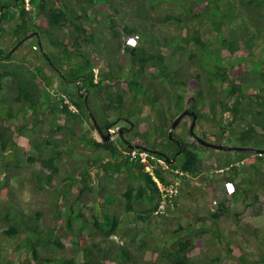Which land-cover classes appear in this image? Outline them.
<instances>
[{
  "label": "trees",
  "instance_id": "trees-1",
  "mask_svg": "<svg viewBox=\"0 0 264 264\" xmlns=\"http://www.w3.org/2000/svg\"><path fill=\"white\" fill-rule=\"evenodd\" d=\"M75 1L81 3L79 12L68 0H27L31 13L25 0H0V42L12 39L11 49L0 46V264H264L259 225L239 224L233 209L240 200L253 206L251 217L261 215L263 152L211 148L219 155L215 168L224 169L221 183L233 184L232 203L214 202V207L196 213L199 229H189L174 222L171 212L189 180L207 168L201 146H184L178 163L166 162L184 176L173 209L153 216L158 194L144 163L128 159L110 141L90 133L104 135L105 127L134 115L138 125L147 103L155 120L136 143L161 150L167 159L176 149L167 129L182 109L221 119L217 134L211 132L209 138L216 135L233 140L234 146L264 150V0ZM123 4L136 9L143 21L129 15L117 30ZM85 6L92 17L96 9L108 11L111 38L104 42L105 54L96 52L97 30L84 27L89 19ZM148 7L155 9L154 16L148 15ZM31 14L38 18L32 20ZM154 26L156 38L145 44L142 37ZM33 31L46 42L47 50L37 36L39 61L13 58L12 48ZM130 35L137 36L133 47L121 40ZM170 47L178 53L173 66L163 54ZM56 82L62 84L59 94H49L47 88ZM70 83L74 90L67 91ZM142 86L146 91L138 93ZM59 115L62 123L41 135L36 127ZM86 120L88 128L82 130ZM150 133L156 138L147 139ZM19 136L27 138V149L17 144ZM171 138L179 136L171 133ZM75 152L77 159L72 157ZM28 166L32 168L26 175L21 173ZM93 169L95 181L90 177ZM156 175L166 183L160 171ZM206 179L210 185L212 179ZM24 192L33 198L44 195L35 199L32 213L16 199ZM224 218L233 226L226 231ZM236 234L244 243L251 237L257 250L246 251ZM196 242L204 249L195 251Z\"/></svg>",
  "mask_w": 264,
  "mask_h": 264
},
{
  "label": "rangeland",
  "instance_id": "rangeland-1",
  "mask_svg": "<svg viewBox=\"0 0 264 264\" xmlns=\"http://www.w3.org/2000/svg\"><path fill=\"white\" fill-rule=\"evenodd\" d=\"M70 2H72V4L68 3L69 5H72V8L75 10V11H81V7H80V4L81 3H77L75 0H68ZM109 5V3H107ZM107 5V6H108ZM106 6V7H107ZM30 9L31 13H32V8L28 5V4H25V9ZM86 10H85V13L87 14V16L89 17V19H85L84 21V27L89 30L91 29L92 27L95 28L97 30L96 32V35H95V38H96V52L100 55H102L104 53L103 51V48L105 46L107 40H109L111 38L110 34H109V31L107 30V25H108V20H107V17L105 15V13H107L108 11L107 10H101V9H96V13H95V16H90V8L89 7H86ZM77 12V13H78ZM120 12H124V16H121L120 18L119 17V14H117V19H118V25L116 26V29L117 30H120V27H121V24L123 23V20L125 21L126 20V17L127 16H133V17H130V18H134V20L137 21L136 17L139 18V12L136 10V9H132L127 7V4H123L121 7H120ZM155 14V9L153 7H148V15L149 16H154ZM32 15V20L35 19L37 16H35L34 14H31ZM123 17V18H122ZM38 18V17H37ZM130 19V20H132ZM140 19V18H139ZM151 19V18H149ZM87 20V21H86ZM141 20V19H140ZM143 21V20H141ZM35 34H31L29 37L25 38L21 43H18L16 44V46L14 48H12L11 50V55L13 56V58H20V56H24V58H26V60H30L31 62L33 63H37L39 61V58H35V55L37 53L36 49L34 46H37V40L39 41V39H37V36L41 39V43H42V46L44 48H46L45 46V41H43V39L41 38L42 37V34L40 33H36V31H33ZM147 35H144L142 37V40L144 41L145 44L148 43V40L151 39V38H156V26H154L150 31L146 32ZM4 38L6 37L5 33H4ZM125 37H122V43L124 41ZM6 43H2L0 42V46H5V49L6 51L11 49L10 48V45H11V42H12V39H7L6 38ZM10 43V44H8ZM38 47V46H37ZM95 49V48H94ZM47 50V48H46ZM88 51H89V54L92 55V52H91V49L88 48ZM91 52V53H90ZM105 54V53H104ZM166 57V63L170 66H173L175 65V62H176V59H177V54L175 51L173 52V48L170 47V49H164V53H163ZM119 56V61L120 63H125V58L120 56V54L118 55ZM113 58V57H112ZM118 61V63H119ZM30 62V63H31ZM98 62V61H97ZM96 72V69H93V73ZM147 82L149 83V85L151 84V81L150 79L148 80L147 79ZM153 84H155V87H156V82H153ZM62 84H59V83H54L52 85V87L50 88H47L49 90V94H57L59 92V90L62 88L61 86ZM146 88L145 86H142V89L140 92L138 93H142L144 91H146ZM74 90V87L73 85L70 83L67 87V91L68 90ZM59 94V93H58ZM67 101V99H66ZM198 103L200 102V100H197ZM201 103V102H200ZM144 106L141 108L143 110V115H139L140 117V120H139V123L140 125H133V131L135 129H138V131H143L144 129H147V127L149 126V124L155 120L154 118V113H152L150 110H149V106L147 105V103L143 104ZM199 105V104H198ZM200 106V105H199ZM154 110H156V101L154 103V106H153ZM199 111H202V106H201V109ZM28 116H30V113L29 114H26V118H28ZM135 115L132 116L130 118V121L134 122L136 121L135 120ZM24 120H22L23 122ZM188 121V118L187 117H183L182 119V123L183 122H186ZM12 123H14L12 121ZM62 123V116L59 115L57 116L55 119H49L47 121H45L41 126H37V130H40V134L42 135L46 129L48 127H54L56 126V124H60ZM217 123H221V119L220 118H217V119H213L211 118L210 116V113H206V112H203L202 115L198 116L197 119H196V122H195V125H194V130L195 132H202L201 134L204 135L205 137H208V138H203L205 139V141H209V142H212V143H217V142H222V143H225V145L229 146V147H232L235 145V142L233 140H230L228 142L227 139L223 138L222 140L220 139L221 137L219 136H212L211 138H209L210 136V133L213 132L212 134H214L217 129H215V127H217ZM121 124L122 125H125V123H123L122 121H117L115 122V124H113L111 127H110V130H113L114 132L116 131V128L117 126H119ZM88 122L87 120L85 122H83V125H82V130L83 129H87L88 128ZM182 126V125H181ZM180 126H178L177 128H174V132L175 133H178L182 136V138H185L187 139L183 134V132L181 133L180 132ZM114 132H111L114 134ZM132 132V131H131ZM92 134V136L95 138V139H99V137L95 134V132H90ZM89 133V135H90ZM45 134V133H44ZM111 134V135H113ZM150 137L152 136V139L156 138V134H152L150 133ZM217 134V133H215ZM134 136H131L130 138H132ZM129 138V137H128ZM151 139V138H150ZM17 144L19 145V147L22 149V150H25L27 149V138L24 137V136H19L17 138ZM224 146V145H223ZM202 148V151H203V154H204V157H203V166L204 167H207L205 171L202 172V174H200L197 178H194V179H190L189 180V183L186 184L185 188L182 189L180 195H179V198H178V204H177V208L176 210L172 211L171 212V215H172V220L174 222H179L181 223L183 226H187L189 229H199L198 227V223L196 222L195 218H196V213L199 214V213H202L204 212V210H207V209H210L212 207H214L215 204L212 203V201L216 202L217 201H220L223 199V202L226 206H229L231 205V198L230 197H226L222 191V183L220 181V174L217 173L215 170V166H214V163H215V158L217 156H219L218 154H215V151L211 150L210 147H203L201 146ZM86 152H92L94 154H97V150H86ZM232 153V151H230ZM77 155H79V152L78 153H72V157H75V159H77ZM232 155V154H231ZM66 159L65 157H62V159ZM248 159V158H247ZM68 163V161L66 160V164ZM65 164V165H66ZM34 167H38V163H36L34 165ZM32 167L28 166V168H24L21 170V173L25 172L24 175H26V172ZM94 169L90 172V177L92 178L93 181L94 180ZM206 177H210L212 179V181L210 182V185L208 184L207 185V182L208 180L206 179ZM107 179V178H106ZM112 182L110 183H113L114 180L110 179ZM202 180H206L204 181L203 183L201 182ZM121 181V180H119ZM188 182V181H187ZM59 185V184H58ZM112 186L114 187V184H112ZM121 188H122V183L121 185H119ZM10 187H13L12 185H10ZM118 187V186H117ZM120 188V189H121ZM115 190L113 189V192ZM218 192H221V193H218ZM187 193V194H186ZM189 193V194H188ZM216 194L218 193L216 196H214L213 194ZM221 194V195H219ZM99 198H101V196L97 195ZM15 197H17V195H15ZM3 198V195H0V199ZM38 199V200H41L44 198V195L42 194V192L38 193L34 198L31 197L27 192H24L23 195H20V197L16 198L18 199L19 202H22V206L24 207L25 210L27 211H30L31 213L33 211L36 210V204H35V199ZM23 199V200H22ZM50 199H52L54 201V197L50 196ZM102 202H104V199H102ZM258 203L261 204V210H262V213L261 215L257 216V217H251L250 213H252L253 211V206H243V202L242 201H238L235 203L234 206V211H236L238 213L237 215V218L239 219V224L243 225L244 222H247V223H253V224H257L259 225L256 229H257V232H258V235H261L262 238L264 239V193L262 194H259V199H258ZM86 205L87 206H90L92 204H90L89 202H86ZM225 219V218H224ZM221 224L223 226V229L226 231L227 229H230L232 228V223L227 221L226 219L225 220H221ZM240 227V225H239ZM238 228V227H237ZM238 230L240 231V228H238ZM237 230V232H239ZM207 237V236H206ZM235 239L239 242V245H241L246 251H249V252H255L257 250V244L255 245L253 239L250 237L249 238V243H244L243 242V237H241L239 234H236L235 236ZM196 247H195V251L199 252L200 250H203L204 249V246L200 244H198V242H196ZM64 253L66 255H69L67 249L64 250ZM14 257V256H13ZM80 259V256L79 254H77V260Z\"/></svg>",
  "mask_w": 264,
  "mask_h": 264
},
{
  "label": "built area",
  "instance_id": "built-area-1",
  "mask_svg": "<svg viewBox=\"0 0 264 264\" xmlns=\"http://www.w3.org/2000/svg\"><path fill=\"white\" fill-rule=\"evenodd\" d=\"M136 36L127 37L125 43L133 45L135 43ZM66 102V100H64ZM70 110L75 109L69 105ZM125 156L130 160L138 159L141 163H144L143 169L150 176L154 182L156 191L158 194V202L156 208L152 211L153 216L158 214H165L168 210L173 209V198L178 194V187L180 185V177L184 176L183 172L176 168H169L168 164L158 156L153 155L146 149L131 148L125 152ZM156 170L160 171L161 177H163L165 184L157 177ZM219 172L221 169L218 170ZM223 188L227 194L232 191V184L229 181L223 183Z\"/></svg>",
  "mask_w": 264,
  "mask_h": 264
},
{
  "label": "flooded vegetation",
  "instance_id": "flooded-vegetation-1",
  "mask_svg": "<svg viewBox=\"0 0 264 264\" xmlns=\"http://www.w3.org/2000/svg\"><path fill=\"white\" fill-rule=\"evenodd\" d=\"M79 96L84 100V96L82 94H79ZM182 111H185L184 114L179 118V120L177 121L176 125L174 126V128H177L178 126H180V132L183 134H185L184 136L187 138H182V136L178 133H175L173 130L174 128L172 129L171 133H174L175 135L179 136V138H171V134H170V137H168V139H171L173 140V143L176 147V149L172 152V155L170 157V159H167V156L165 155V153H163L161 150L155 148V149H151V150H148V151H152L151 153L153 155L156 156V152L158 154H162V158L164 161H166L168 164H175V163H178L181 159V151L183 149V147H187V148H190V145L191 144H195V145H199V146H203L201 145L200 143L197 142V139H202V140H205L203 138H205L201 133L202 132H195L194 130V125H195V122H196V119L198 117V114H196L194 111L192 110H189V109H182L180 112ZM179 112V113H180ZM192 112L195 116L194 118V122L192 124V129H191V132L189 130V125L192 123ZM179 113H177L174 118L179 115ZM183 117H187L188 118V121L186 122H183L182 123V119ZM173 118V119H174ZM119 121V120H117ZM116 121V122H117ZM120 121H122L123 123H125V125H122L121 124L119 126H117L116 128V131L114 132L113 130L109 131L110 128H107L105 127V130H106V133L104 135H98V133L95 132V134L98 135V137L100 138H105L104 141H110L113 145H115L116 147L119 148L120 152L122 153V155H125V152L129 149L130 146H138V147H143L140 143H136V138H140L138 137L139 133H141V131H138V129H135L133 131V125L134 123L132 121H130V119H121ZM172 122V121H171ZM114 123H111V125H109L108 127L112 126ZM140 125V124H138ZM182 125V126H181ZM170 127V126H169ZM169 127L167 129V132L169 130ZM132 131V132H131ZM111 132H114L111 133ZM113 134V135H111ZM156 134V133H155ZM151 134H148L146 137L147 139L151 140L152 139V136L150 137ZM131 136H134L132 138H130ZM203 136V137H202ZM129 137V138H128ZM151 138V139H150ZM141 142H143V140H141ZM203 147H206V146H203ZM165 157V158H164Z\"/></svg>",
  "mask_w": 264,
  "mask_h": 264
},
{
  "label": "water",
  "instance_id": "water-1",
  "mask_svg": "<svg viewBox=\"0 0 264 264\" xmlns=\"http://www.w3.org/2000/svg\"><path fill=\"white\" fill-rule=\"evenodd\" d=\"M84 102H85V97H84ZM184 112L185 111L180 112L179 115H177L172 120V122L170 124V127H169V130L167 132L168 137H170L172 129L176 125V123L179 120V118L184 114ZM194 118H195V116H194V114L192 112V123L189 125L190 132H191V129H192V124L194 122ZM105 138L106 137H104L103 139L105 140ZM197 142L200 143L203 146L210 147V148H213V149H219V150H235V151H246V152H251V153H259V152H263L264 153V150L256 149V148H252V147H239V146L229 147V146H223L222 144H219V143L207 142V141L202 140V139H197ZM130 147L132 148V147H136V146H130ZM160 155H162V154H160Z\"/></svg>",
  "mask_w": 264,
  "mask_h": 264
},
{
  "label": "clouds",
  "instance_id": "clouds-1",
  "mask_svg": "<svg viewBox=\"0 0 264 264\" xmlns=\"http://www.w3.org/2000/svg\"><path fill=\"white\" fill-rule=\"evenodd\" d=\"M25 4H28L27 3V0H25ZM27 9V8H26ZM131 36H136V35H130V36H127V37H131ZM127 37H125V39H124V41H123V44L124 45H127V46H130V47H133L135 44H136V42H137V36H136V41H135V43L133 44V45H128V44H126L125 43V40L127 39ZM110 130V129H109ZM209 142V141H208ZM132 148H136V149H144V148H140V147H138V146H136V147H132ZM129 149H131V147H129ZM213 149V148H212ZM147 150V149H146ZM230 151H232V150H230ZM163 159V158H162ZM166 162V161H165ZM219 169H216L215 171L217 172V173H221L224 169H221V171L219 172L218 171ZM226 181V180H225ZM225 181H223L222 182V191H223V193H224V195L226 196V197H230V195L232 194V191H233V188H232V191L229 193V194H227L226 192H225V190H224V188H223V183L225 182ZM229 182H231V181H229ZM231 184H232V182H231ZM232 187H233V184H232ZM212 203L214 204V201H212Z\"/></svg>",
  "mask_w": 264,
  "mask_h": 264
}]
</instances>
